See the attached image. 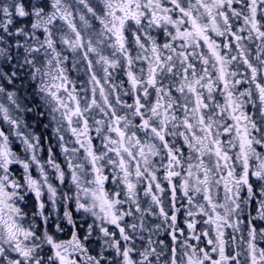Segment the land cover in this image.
Segmentation results:
<instances>
[{"label": "snow or ice", "instance_id": "obj_1", "mask_svg": "<svg viewBox=\"0 0 264 264\" xmlns=\"http://www.w3.org/2000/svg\"><path fill=\"white\" fill-rule=\"evenodd\" d=\"M0 264H264V0H0Z\"/></svg>", "mask_w": 264, "mask_h": 264}]
</instances>
